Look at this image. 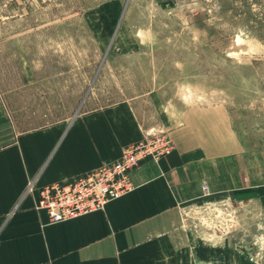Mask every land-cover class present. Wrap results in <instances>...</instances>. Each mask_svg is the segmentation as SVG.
Returning a JSON list of instances; mask_svg holds the SVG:
<instances>
[{
	"label": "rangeland",
	"instance_id": "obj_1",
	"mask_svg": "<svg viewBox=\"0 0 264 264\" xmlns=\"http://www.w3.org/2000/svg\"><path fill=\"white\" fill-rule=\"evenodd\" d=\"M196 106L227 113L239 168L260 183L264 0H0V148L125 109L170 139L168 128ZM194 218L207 235L237 239L249 262L264 264L253 206L217 204Z\"/></svg>",
	"mask_w": 264,
	"mask_h": 264
},
{
	"label": "crops",
	"instance_id": "obj_2",
	"mask_svg": "<svg viewBox=\"0 0 264 264\" xmlns=\"http://www.w3.org/2000/svg\"><path fill=\"white\" fill-rule=\"evenodd\" d=\"M124 111L88 114L64 132L35 131L0 148V264H252L246 245L207 235L194 218L217 204L253 206L264 230V174L256 183L239 168L237 134L219 107L186 108L168 128L171 154L143 160L133 190L103 210L51 223L35 209L43 186L116 161L142 139L146 130Z\"/></svg>",
	"mask_w": 264,
	"mask_h": 264
},
{
	"label": "built area",
	"instance_id": "obj_3",
	"mask_svg": "<svg viewBox=\"0 0 264 264\" xmlns=\"http://www.w3.org/2000/svg\"><path fill=\"white\" fill-rule=\"evenodd\" d=\"M173 145L161 129L146 130L142 139L122 148L116 161L70 179L43 186L35 204L51 223L72 220L104 209L105 205L133 190L131 173L150 158L158 161L168 156ZM208 193V187L202 186ZM218 231V229L216 230Z\"/></svg>",
	"mask_w": 264,
	"mask_h": 264
}]
</instances>
